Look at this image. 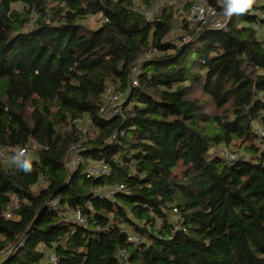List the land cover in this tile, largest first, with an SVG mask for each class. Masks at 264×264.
<instances>
[{"label": "trees", "instance_id": "1", "mask_svg": "<svg viewBox=\"0 0 264 264\" xmlns=\"http://www.w3.org/2000/svg\"><path fill=\"white\" fill-rule=\"evenodd\" d=\"M261 2L226 31L183 21L190 40L163 42L179 24L169 7L148 21L136 0H0V146H36L30 171L0 161V251L14 247L0 264H264ZM110 85L127 101L105 119ZM82 115L92 130L71 170ZM100 159L111 176L88 177ZM112 185L126 191L102 193Z\"/></svg>", "mask_w": 264, "mask_h": 264}, {"label": "built area", "instance_id": "2", "mask_svg": "<svg viewBox=\"0 0 264 264\" xmlns=\"http://www.w3.org/2000/svg\"><path fill=\"white\" fill-rule=\"evenodd\" d=\"M189 9L184 13L187 23L190 28H202L208 27L215 30L226 31L228 28V23L231 17H228L224 14V6L220 0H216V3H210L208 0H191L189 3ZM261 7L256 9V14L258 15L257 22L255 23V28L260 29L262 21L264 20V0L261 2ZM183 0H150L148 6H137L136 10L141 12L148 21H153L155 18L161 14L165 7H169L173 12H182L184 8ZM181 14V13H180ZM182 39V42H187L190 40V35L186 32L185 29L174 28L171 30L168 36L163 39V42H178L179 39ZM262 39L264 41V32L262 34ZM150 54L146 53L144 58H149ZM139 67L133 66L131 68V86L136 87L138 85L137 74ZM104 103L100 107V113L105 118L108 119L110 116L122 115L123 105L127 101V96L123 93L117 91L112 85L108 86L103 94ZM93 121L89 115H82L75 117L69 121L68 127L75 128L77 133L82 137V140L72 144L69 148L68 157L65 161V165L68 169L74 170L79 163L80 153L84 150L82 142L86 141L89 138V133L92 130ZM259 133L264 142V127L259 128ZM117 134H113L110 139H114ZM36 148L35 145H27L20 148L17 151L15 156L10 155L9 151L0 146V161L9 162V163H21L24 160L31 162L32 160V151ZM227 154L228 157L234 158V155L231 153ZM19 157V160L15 159ZM112 174V169L109 164H107L103 159L90 161L87 166V176L88 177H109ZM126 188L124 185H112L105 188L102 193L106 196H113L117 192H124ZM46 206L51 208H58L59 201L57 199H48L45 203ZM20 208L19 196L17 194L13 195L11 201L8 205V208L3 212L5 218H15L16 211ZM177 212V210H175ZM66 213L71 216V219L78 222L83 226H88V220L83 215L81 209L75 206H68ZM130 240L133 238L130 237ZM138 240V239H134ZM23 241H20L16 248H18ZM14 247L8 248L0 251V260L5 257L8 253L13 251ZM41 249H45V245H41ZM123 254L126 255V252L123 251ZM52 261L57 263V258L52 256Z\"/></svg>", "mask_w": 264, "mask_h": 264}, {"label": "clouds", "instance_id": "3", "mask_svg": "<svg viewBox=\"0 0 264 264\" xmlns=\"http://www.w3.org/2000/svg\"><path fill=\"white\" fill-rule=\"evenodd\" d=\"M224 6V14L231 17L233 14L243 15L250 11L256 0H220ZM15 159L19 160V157ZM31 163L28 160H24L21 163V168L27 172L31 170Z\"/></svg>", "mask_w": 264, "mask_h": 264}, {"label": "rangeland", "instance_id": "4", "mask_svg": "<svg viewBox=\"0 0 264 264\" xmlns=\"http://www.w3.org/2000/svg\"><path fill=\"white\" fill-rule=\"evenodd\" d=\"M142 1L143 0H136L137 4H139L138 6H142L143 5ZM141 3H142V5H141ZM188 9H189V4L187 3V5L184 6V8L182 9V12H180L181 14L179 12H174L175 17L177 18V20L179 22V24L175 28L180 29L181 28V22L186 21V19H184L185 18L184 13H186L188 11ZM102 19H103L102 16L92 17L88 21L87 25L90 26V27H95L98 24V22L102 21ZM92 133L94 135H97V133H95L94 131ZM33 145H35V144H32V147H33ZM35 149L36 148L33 149L32 153H34Z\"/></svg>", "mask_w": 264, "mask_h": 264}, {"label": "crops", "instance_id": "5", "mask_svg": "<svg viewBox=\"0 0 264 264\" xmlns=\"http://www.w3.org/2000/svg\"><path fill=\"white\" fill-rule=\"evenodd\" d=\"M191 0H183V2H184V5L186 6L187 5V3H189ZM145 6V5H144Z\"/></svg>", "mask_w": 264, "mask_h": 264}]
</instances>
